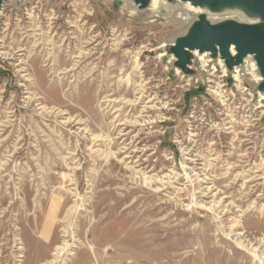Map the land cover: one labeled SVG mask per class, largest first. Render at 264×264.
<instances>
[{
	"label": "rangeland",
	"instance_id": "rangeland-1",
	"mask_svg": "<svg viewBox=\"0 0 264 264\" xmlns=\"http://www.w3.org/2000/svg\"><path fill=\"white\" fill-rule=\"evenodd\" d=\"M184 14L4 3L0 264H264V93L180 70Z\"/></svg>",
	"mask_w": 264,
	"mask_h": 264
},
{
	"label": "water",
	"instance_id": "water-1",
	"mask_svg": "<svg viewBox=\"0 0 264 264\" xmlns=\"http://www.w3.org/2000/svg\"><path fill=\"white\" fill-rule=\"evenodd\" d=\"M7 0H0V13ZM152 0H134L139 10L149 8ZM170 5L190 2L211 12L218 13L229 8H240L249 15L260 18L259 22H244L234 18L212 21L201 13L191 23L187 32L175 39L170 52L176 65L185 73H192L195 52L208 53L212 58L222 59L227 69L244 65L248 56L255 60L262 80L257 90L264 93V0H167ZM232 48L235 54L232 53Z\"/></svg>",
	"mask_w": 264,
	"mask_h": 264
},
{
	"label": "bare ground",
	"instance_id": "bare-ground-1",
	"mask_svg": "<svg viewBox=\"0 0 264 264\" xmlns=\"http://www.w3.org/2000/svg\"><path fill=\"white\" fill-rule=\"evenodd\" d=\"M125 1H126L127 5L131 6V8L134 11H142V10H139L138 5L135 4L134 0H125ZM159 8L165 9L168 13H171L172 10H175V9H179L180 11H183L185 13L184 14L185 16L183 18H181V19H182V21L184 20L183 22H186V23L187 22L192 23L193 21L196 20V15H199L201 13H206V14H208L209 17L220 16V17H223V18H230V17H236L237 16V17L240 18L241 21H244V22H259L260 21L259 17L254 16V15H249L246 11H244L243 9H240V8H229V9H225V10H223L221 12L214 13V12H211L209 9H207L205 7L194 6L190 2H177V3L173 4V5H170V3L167 0H152L151 4H150V6H149V8L147 10H155V9H159ZM191 11H193L195 14L192 15L190 13ZM177 17H179V16H176L175 19ZM174 41H175V39L173 38L172 43ZM232 53L235 54L234 48H232ZM207 55H208V53L201 54V56L203 58L206 57ZM204 60H206V59H204ZM218 62L222 65V67L224 69V72H227V67L224 64V61L222 59H219ZM244 64H245V66H248L249 69L251 70V72L254 74L256 84H258L262 80V77H261L260 73L258 72V68H257V64H256L255 60L252 59L251 56H248L246 58ZM239 71H240L239 67H235V71L234 72H235V76L236 77H238V72ZM261 97L264 98V95L261 96ZM62 249H63V247H59V246L56 248L55 253H54V255H55L54 260H52L49 263L52 264V263L56 262V259L58 258L57 255H60L59 253L61 252Z\"/></svg>",
	"mask_w": 264,
	"mask_h": 264
}]
</instances>
